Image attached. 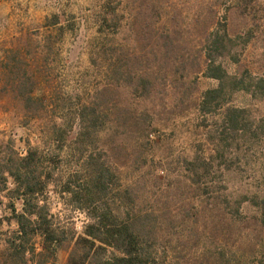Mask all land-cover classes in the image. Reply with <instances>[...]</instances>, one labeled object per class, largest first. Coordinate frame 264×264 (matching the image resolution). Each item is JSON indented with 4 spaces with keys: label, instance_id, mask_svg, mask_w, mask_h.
Returning <instances> with one entry per match:
<instances>
[{
    "label": "rangeland",
    "instance_id": "obj_1",
    "mask_svg": "<svg viewBox=\"0 0 264 264\" xmlns=\"http://www.w3.org/2000/svg\"><path fill=\"white\" fill-rule=\"evenodd\" d=\"M29 150L41 172L108 167L161 264H264V0L0 1V170ZM46 197L80 232L84 213Z\"/></svg>",
    "mask_w": 264,
    "mask_h": 264
},
{
    "label": "trees",
    "instance_id": "obj_2",
    "mask_svg": "<svg viewBox=\"0 0 264 264\" xmlns=\"http://www.w3.org/2000/svg\"><path fill=\"white\" fill-rule=\"evenodd\" d=\"M219 69L221 66L217 64L213 70ZM216 71L210 76L219 78ZM218 89L205 91V106ZM239 111L225 109L229 127H238ZM38 159L36 150H29L15 160L14 169L0 170L1 174L7 170L12 176L11 186L5 177L0 183V193L10 198L6 202L0 199V207L9 211L0 218V224L3 220L16 224L4 237L0 264H51L66 244L72 246L65 264H161L158 249L150 245V235L144 230L141 218L114 208L107 195L112 188L108 167L90 154L83 168L58 175L52 167L39 171L41 159ZM47 160L50 163L51 159ZM52 190L65 205L84 213L80 232L74 225L54 222L55 214L46 197ZM262 212L264 214V208Z\"/></svg>",
    "mask_w": 264,
    "mask_h": 264
},
{
    "label": "crops",
    "instance_id": "obj_3",
    "mask_svg": "<svg viewBox=\"0 0 264 264\" xmlns=\"http://www.w3.org/2000/svg\"><path fill=\"white\" fill-rule=\"evenodd\" d=\"M2 2H11V1H14V0H0Z\"/></svg>",
    "mask_w": 264,
    "mask_h": 264
}]
</instances>
